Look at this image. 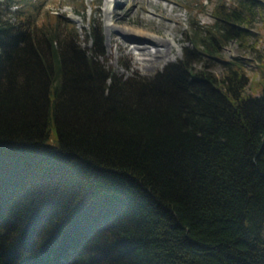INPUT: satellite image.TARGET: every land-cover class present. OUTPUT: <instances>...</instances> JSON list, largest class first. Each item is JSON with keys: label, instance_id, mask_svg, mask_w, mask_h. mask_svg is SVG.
<instances>
[{"label": "trees", "instance_id": "obj_1", "mask_svg": "<svg viewBox=\"0 0 264 264\" xmlns=\"http://www.w3.org/2000/svg\"><path fill=\"white\" fill-rule=\"evenodd\" d=\"M212 4L149 76L95 58L97 21L87 49L59 12L0 16V264H264V70L251 94L241 59L194 68L247 40L264 0Z\"/></svg>", "mask_w": 264, "mask_h": 264}, {"label": "rangeland", "instance_id": "obj_2", "mask_svg": "<svg viewBox=\"0 0 264 264\" xmlns=\"http://www.w3.org/2000/svg\"><path fill=\"white\" fill-rule=\"evenodd\" d=\"M18 1L19 7L14 5L6 10L2 8L0 16L2 17L5 13L7 18L14 21L20 8L21 12L27 11L31 15L35 26H40L43 22L54 24L47 16L48 11L59 12L63 19L60 26L63 37L71 36L77 45L85 46L87 49L94 46L95 42L90 35V23L97 21L100 24L102 47L95 52V58L109 71L124 76L133 74L149 76L162 70L166 65L177 62L183 58L185 48L192 46L190 38L193 28L197 31L202 30L206 24L213 21L211 9L214 0L208 2L201 0H119L118 4H115L113 0ZM84 6L85 10H83ZM108 7L115 12L110 13ZM77 11L80 14H77ZM249 29L251 35L247 40L229 41L220 50L219 59H211L209 62L201 59L194 63V68L205 69L217 78H221L225 70L221 60L241 59L250 76L246 92L257 94L259 90L255 84L260 78V70H264V66L259 68L260 64H264V61L260 59L264 54L262 19L258 16L255 25L250 26ZM130 36L142 38L140 45L145 44V47L141 46L144 50L134 46L136 43L132 42ZM144 37L145 40H143ZM162 37L169 41L172 52L168 54L166 60L159 61L154 66L143 67L141 63L148 56H144L142 52L146 54L149 50L154 51L155 48H167L151 44L153 40H160ZM122 42L127 43L128 46H123Z\"/></svg>", "mask_w": 264, "mask_h": 264}, {"label": "bare ground", "instance_id": "obj_3", "mask_svg": "<svg viewBox=\"0 0 264 264\" xmlns=\"http://www.w3.org/2000/svg\"><path fill=\"white\" fill-rule=\"evenodd\" d=\"M113 1L115 2V4L116 3L117 4L119 3V0H113ZM108 9H109L110 13L115 12L114 10H111L109 7H108ZM110 30L112 32V29L111 28H110ZM132 36H134V35H132ZM129 38L132 40V42L136 43L134 46H138V49L141 48V46L142 47H145V44L144 45H140L142 38L141 39H138V38L131 37V36ZM143 40H145V37L143 38ZM151 44L152 45H155V46L156 45L157 46H159V45L166 46L167 48L166 49H163V48H155L154 51H150L149 50L148 52H146V54L142 52V54H144V56L145 55L148 56L147 58H144L143 59V62L141 63L143 67L154 66L157 62L166 60L168 58V54L172 52V46L169 44V41L165 40L163 37L160 38V40H153ZM123 46H128V44L124 42L123 43ZM141 49L144 50V48H141ZM133 63H135V62H133Z\"/></svg>", "mask_w": 264, "mask_h": 264}]
</instances>
